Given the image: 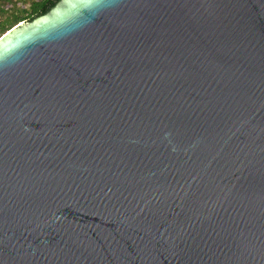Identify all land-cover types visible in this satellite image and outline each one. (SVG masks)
Segmentation results:
<instances>
[{
	"label": "water",
	"instance_id": "95a60500",
	"mask_svg": "<svg viewBox=\"0 0 264 264\" xmlns=\"http://www.w3.org/2000/svg\"><path fill=\"white\" fill-rule=\"evenodd\" d=\"M0 264H264V0H51L3 33Z\"/></svg>",
	"mask_w": 264,
	"mask_h": 264
},
{
	"label": "trees",
	"instance_id": "16d2710c",
	"mask_svg": "<svg viewBox=\"0 0 264 264\" xmlns=\"http://www.w3.org/2000/svg\"><path fill=\"white\" fill-rule=\"evenodd\" d=\"M51 0H0V36L18 22L35 15Z\"/></svg>",
	"mask_w": 264,
	"mask_h": 264
}]
</instances>
